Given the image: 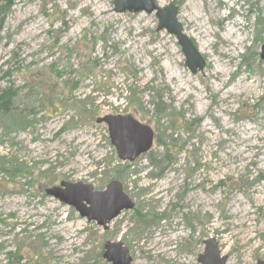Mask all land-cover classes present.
<instances>
[{
    "label": "rangeland",
    "instance_id": "1",
    "mask_svg": "<svg viewBox=\"0 0 264 264\" xmlns=\"http://www.w3.org/2000/svg\"><path fill=\"white\" fill-rule=\"evenodd\" d=\"M170 3L205 59L196 74L155 13H117L114 0L6 8L0 264H113L104 246L118 241L131 264H201L210 237L227 264L264 262V0H156ZM109 114L149 125L152 149L120 161L96 122ZM114 179L134 206L108 230L45 193Z\"/></svg>",
    "mask_w": 264,
    "mask_h": 264
},
{
    "label": "water",
    "instance_id": "2",
    "mask_svg": "<svg viewBox=\"0 0 264 264\" xmlns=\"http://www.w3.org/2000/svg\"><path fill=\"white\" fill-rule=\"evenodd\" d=\"M114 11L117 13L146 12L155 13L158 18L157 30H166L176 37L186 58L189 70L196 74L205 68V59L199 53L194 42L184 33L179 22L178 8L174 3L159 7L156 0H114ZM261 59L264 60V43L261 48ZM98 124L108 128L111 144L115 147L118 158L122 162H134L139 156L149 152L154 141V131L130 114L105 115L97 118ZM48 197H53L61 203L71 206L82 219L96 222L104 230L109 223L124 210H130L134 204L125 193L120 181H111L104 190H96L91 184L83 182L61 181L60 185L45 189ZM204 252L199 255L201 264H226L228 257L222 256L215 238L204 242ZM104 258L113 264H131L132 258L127 247L122 242H107L104 246ZM258 264H264L258 261Z\"/></svg>",
    "mask_w": 264,
    "mask_h": 264
},
{
    "label": "trees",
    "instance_id": "3",
    "mask_svg": "<svg viewBox=\"0 0 264 264\" xmlns=\"http://www.w3.org/2000/svg\"><path fill=\"white\" fill-rule=\"evenodd\" d=\"M12 2H13V0H0V33L3 29V24H4V19H5L4 12H5L6 8H8V9L10 8V5L12 4ZM2 4H4V5H2ZM128 92L130 93L131 90H129ZM12 96H13V94H12V92H10V89L0 88V112H9L10 111ZM152 163H154V162L152 161ZM99 166H102V165L99 164ZM103 168L104 167H102V169ZM117 176L120 177V173H117ZM114 180H118V179H114ZM118 181H121V180H118ZM8 255L11 256L12 258H15L12 253H9Z\"/></svg>",
    "mask_w": 264,
    "mask_h": 264
},
{
    "label": "bare ground",
    "instance_id": "4",
    "mask_svg": "<svg viewBox=\"0 0 264 264\" xmlns=\"http://www.w3.org/2000/svg\"><path fill=\"white\" fill-rule=\"evenodd\" d=\"M188 16L191 17L190 15H188ZM198 16L200 17V14H198ZM198 35H199V34H195L194 36H196L197 38H199ZM188 36H189V38L191 39L192 36H191L190 34H189ZM207 36H209V35H207ZM227 37H228V36H227ZM203 38L205 39V37H200V38H199V42H200V44H201V48H202V49L205 48V42H206V40H203ZM239 42H240V40H239L237 43H239Z\"/></svg>",
    "mask_w": 264,
    "mask_h": 264
},
{
    "label": "flooded vegetation",
    "instance_id": "5",
    "mask_svg": "<svg viewBox=\"0 0 264 264\" xmlns=\"http://www.w3.org/2000/svg\"><path fill=\"white\" fill-rule=\"evenodd\" d=\"M154 141H155V137H154ZM153 144H154V142H153ZM140 157H141V156H139L137 159H139ZM137 159H136V160H137ZM136 160H135V161H136ZM52 187H53V186H52Z\"/></svg>",
    "mask_w": 264,
    "mask_h": 264
}]
</instances>
